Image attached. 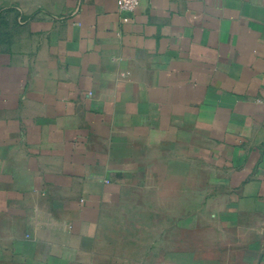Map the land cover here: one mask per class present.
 <instances>
[{
  "label": "crops",
  "instance_id": "1",
  "mask_svg": "<svg viewBox=\"0 0 264 264\" xmlns=\"http://www.w3.org/2000/svg\"><path fill=\"white\" fill-rule=\"evenodd\" d=\"M0 264H264V0H0Z\"/></svg>",
  "mask_w": 264,
  "mask_h": 264
},
{
  "label": "built area",
  "instance_id": "2",
  "mask_svg": "<svg viewBox=\"0 0 264 264\" xmlns=\"http://www.w3.org/2000/svg\"><path fill=\"white\" fill-rule=\"evenodd\" d=\"M140 0H116L117 8L122 12H133Z\"/></svg>",
  "mask_w": 264,
  "mask_h": 264
}]
</instances>
